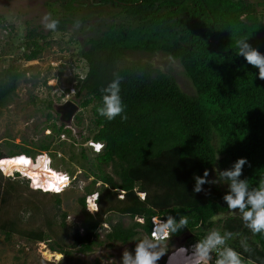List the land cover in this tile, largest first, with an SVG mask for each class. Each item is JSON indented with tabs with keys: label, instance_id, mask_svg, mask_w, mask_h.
<instances>
[{
	"label": "trees",
	"instance_id": "obj_1",
	"mask_svg": "<svg viewBox=\"0 0 264 264\" xmlns=\"http://www.w3.org/2000/svg\"><path fill=\"white\" fill-rule=\"evenodd\" d=\"M46 5L60 22L56 31L74 29L75 20L82 21V29L89 19L96 18L98 27L91 23V34L83 44L71 36L88 65L85 75H75V96L81 108L90 107L92 122L88 134L80 133L79 141L60 114L54 117L50 111V123L45 127L50 133L30 143L6 139L11 148L7 152L0 149V159L25 155L38 168L48 153L52 180L64 172L76 176L69 167L55 175L56 156L68 153L70 161L81 167V176L92 178L78 199L84 231L76 230L67 243L42 227H25L19 213L7 210L8 204L20 197V186L51 195L58 208L61 194L69 189L54 191L40 175L4 176L0 172V233L5 239L9 241L18 234L29 241L48 242L52 251L62 254H71L72 249L88 253L98 242L104 224L109 227L105 233L108 243L127 244L149 237L155 216L166 219V215H172L177 221L185 216L187 228L164 241L168 250L174 238L185 233L188 238L183 245H190L216 229L232 233L228 245L241 252L244 263L264 264V233H251L240 214L227 208L223 201L226 182L205 184L200 193L193 191L194 174L203 176L207 169V179L215 180L219 178L216 170L230 169L241 157L251 166L244 165L240 179L256 187L264 177V80L258 78V68L236 55V41L240 39H248L264 54V0H48ZM79 10L85 11L80 19L76 17ZM4 21L1 15L3 29ZM52 33L27 26L22 38L16 37L17 47L11 41L3 47L1 56L16 48L22 52L0 70V108L7 107L18 95L24 73L16 61L40 58L51 44L48 38ZM134 52L162 53L177 60L195 92H186L172 73L155 68L148 60H127ZM114 73L123 77L120 95L125 105L122 115L127 118L117 116L109 121L99 116L96 108L102 102L100 89ZM47 82L48 77L43 78L42 84L47 86ZM43 102L47 109L54 108V100ZM74 120L77 127L83 125L80 112ZM90 140L103 142V150L93 151ZM109 167L112 172L107 171ZM94 193H98V210L89 212L86 199ZM27 206V212L44 211L41 201H29ZM114 214L129 216L132 222L127 226L122 221L114 222ZM66 216L63 213V225ZM241 241L247 242L251 253L243 252ZM166 259L167 255L158 264H165Z\"/></svg>",
	"mask_w": 264,
	"mask_h": 264
},
{
	"label": "rangeland",
	"instance_id": "obj_2",
	"mask_svg": "<svg viewBox=\"0 0 264 264\" xmlns=\"http://www.w3.org/2000/svg\"><path fill=\"white\" fill-rule=\"evenodd\" d=\"M47 1L0 0V17L4 15V24H6L5 29L0 25V70L7 67L11 59L14 56L17 57L22 52L21 49L16 48L1 56L3 47L10 41L17 47L19 41L16 37L19 35L22 38L27 30V26L39 27L45 33L48 32L41 23L42 17L45 14L53 16L46 5ZM56 6L61 13L64 12V8L60 4H56ZM83 12L85 11L81 12L79 10L76 13V17L79 19L83 17ZM95 19H89L82 29L70 28L67 32H53L48 38L51 40V44L46 46L40 58L32 61L24 59L16 61L15 64L19 66L24 76L18 86L17 97L7 107L0 108V149L3 152H7L11 148L6 144V139H13L14 143L18 144L25 140L30 143L31 140L41 139L50 133V130L45 128L47 123H50L47 122V113L51 111L53 116L57 117L58 105L63 104L67 100H73L79 104L75 96V85L77 82L75 75H85L88 65L79 55V46L71 42V36L74 35V38L77 37L78 42L80 41L83 44L85 39L91 34V23L95 24L94 27H98ZM12 26L15 31L11 32ZM11 33L12 36L9 38L8 35ZM140 58L148 60L155 68L161 71L172 73L186 92H195L191 79L186 75L182 65L177 60H173L162 53L134 52L127 56V60H137ZM45 77H48L47 86L42 84V80ZM35 81H38V83L34 84ZM50 99L54 100L55 103L53 109H47L45 107L46 103L43 102ZM79 112L83 119V125L77 127L74 119L71 123L67 124L68 127L72 128L75 138L80 141V133L88 134L87 127L92 122L93 114L90 107H80ZM78 147L75 150L76 153L80 150ZM68 150L69 147H67L66 151ZM3 163L5 164L6 171H12L15 167L21 168L23 166L22 160L12 159ZM54 163L57 166L55 175H59V172L63 170L62 168L69 167L75 170L74 175H76L77 181L76 185H72L71 189L61 194L62 203L59 206L60 208H58L56 200L51 195H46L42 191L22 185L20 186V197L14 198L8 204L7 210L10 214L19 213L23 218L22 223L25 227H42L48 233L53 232L58 237L66 239L67 243H70L76 230H79L80 233L84 231L82 224L84 216L78 199L85 193L84 187L90 183L92 178L87 179L81 176V167L70 161L68 153L63 152L58 154ZM43 164L44 162L38 168H29L31 164L28 165L29 169L27 173L33 177L39 176ZM107 171L112 172V167H109ZM7 173L10 174V172ZM97 185L99 186L100 182ZM46 188L48 187L46 186ZM32 200L41 201L42 205H44V211L41 213H33V210L25 211L28 209V202ZM63 213H67L65 225L62 224ZM112 217L114 222L122 221L126 226L132 222L129 216L114 214ZM134 220L143 221L139 218ZM108 228V225L104 224L100 238L91 252L82 253L77 249H72V253L68 255L52 251L48 242L29 241L18 234H15L11 240L7 241L5 235L0 233V264H120L124 248L133 250L135 242L132 241L127 244L119 242L108 243L105 237ZM143 238H146V236ZM187 238L188 233L183 234L179 238H174V245L169 247L167 253L182 246ZM163 245L166 248L168 246L167 242H163ZM167 253L158 262L163 260ZM244 264L254 263L246 261Z\"/></svg>",
	"mask_w": 264,
	"mask_h": 264
},
{
	"label": "clouds",
	"instance_id": "obj_3",
	"mask_svg": "<svg viewBox=\"0 0 264 264\" xmlns=\"http://www.w3.org/2000/svg\"><path fill=\"white\" fill-rule=\"evenodd\" d=\"M41 23L46 30L55 32L60 22L58 19L53 18L51 14H45L42 17ZM81 26L82 21H74V29H79ZM247 40L240 39L236 41L238 49L236 55L244 57L249 65L258 68V78L264 80V54L258 49L253 48ZM122 79L123 77L114 73L113 79L100 89L103 94L102 102L97 106L96 112L99 116L109 121L115 119L117 116H121L122 119L127 118L122 115L125 112V105L120 95ZM100 147L102 146L97 145V150ZM13 157L22 160L24 167L30 164L31 166L29 167H33L31 160L25 155ZM45 159L48 165L46 167L44 165L41 166V173L39 175L43 177L45 182H50L51 160L47 157ZM246 164L249 167L251 166L247 158H237L230 169L216 170L219 172V178L211 181L207 179L210 175L207 169L204 170L203 176L194 174L193 179L195 184L193 191L200 193L204 191L202 186L205 184H220L221 181H225L227 191L223 195V201L226 203L227 208L231 212H238L240 214L244 226L251 233L254 235L262 234L264 233V177L259 179L256 187H250L247 179H240L242 169ZM0 172L5 176H15L17 173H21V176H28L19 169L3 171L0 167ZM7 172H10V174ZM45 174H48V180L45 178ZM67 179V176H64L62 182L67 181ZM72 185L64 183L63 188L57 187L54 191L64 192L70 189ZM92 210H98L96 204H91L88 211L92 212ZM188 223V218L185 216H181L178 221L172 215H166V219L159 218L154 220L151 235L134 241L135 247L133 250L124 248L120 264H158V261L168 252L163 242L169 240L172 235L178 233L180 230L187 228ZM231 239L232 233L229 231L221 233L216 229L209 230L203 239L191 245L190 252L188 248H185L189 245L179 246L181 248L176 249L169 256L168 262L166 259L165 264H244L241 252L236 251L228 245V241ZM241 248L245 253L252 252L246 241H241ZM214 252L217 253L215 259L213 257Z\"/></svg>",
	"mask_w": 264,
	"mask_h": 264
},
{
	"label": "built area",
	"instance_id": "obj_4",
	"mask_svg": "<svg viewBox=\"0 0 264 264\" xmlns=\"http://www.w3.org/2000/svg\"><path fill=\"white\" fill-rule=\"evenodd\" d=\"M68 127V126H67ZM62 137H65L64 135L62 136ZM88 145L93 149V151H95V152H101L102 150H103V148H104V143L103 142H100V141H94V140H90L89 142H88ZM97 145H101L102 147H100L99 148V150H97ZM50 158V155L48 154V153H45L44 154V166L46 167L47 165H48V163H46V159L45 158ZM16 157H5V158H2V159H0V167L3 169V171H6V169H5V164L3 163V162H5V161H7V160H14ZM19 158H16L15 160H18ZM50 160H51V158H50ZM50 165H51V163H50ZM30 168V167H29ZM28 167H15V168H13V170H15V169H19L20 171H22L24 174H26V175H28V176H32L31 174L29 175L28 173H27V170L29 169ZM49 169V168H48ZM45 173V172H44ZM49 174V173H48ZM48 174H45L44 176H45V178L46 179H48ZM64 176H67V181H63L62 182V178L64 177ZM75 179H76V176H71L68 172H64V173H62V174H60V176L59 177H57V178H55V179H52L48 184H49V186L53 189V190H55L57 187H59V188H63L64 187V183H67V184H69L70 183V185H72V183H74V181H75ZM143 196H144V194H143ZM97 199H98V194L97 193H94V194H91V195H88L87 196V199H86V201H87V205H88V209L90 208V206H91V204H96L97 205V208H98V204H97ZM96 210H92V212H95ZM159 218H161V219H164V218H162V217H160V216H155V217H153L152 218V223H153V221L154 220H156V219H159ZM153 227V226H152ZM152 231V230H151ZM194 243H192V244H190L188 247H185V246H183V247H185V248H188L189 249V252L191 251V245H193ZM178 248H181V247H178ZM178 248H175L174 250H172L171 252H169L168 254H167V262H168V258H169V256L176 250V249H178ZM216 255H217V253L216 252H214L213 253V257H214V259H215V257H216Z\"/></svg>",
	"mask_w": 264,
	"mask_h": 264
},
{
	"label": "water",
	"instance_id": "obj_5",
	"mask_svg": "<svg viewBox=\"0 0 264 264\" xmlns=\"http://www.w3.org/2000/svg\"><path fill=\"white\" fill-rule=\"evenodd\" d=\"M243 21L249 23L247 19H243ZM79 111L80 105L73 100H67L57 106V112L60 114L61 120L65 123H71Z\"/></svg>",
	"mask_w": 264,
	"mask_h": 264
}]
</instances>
